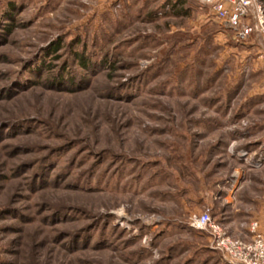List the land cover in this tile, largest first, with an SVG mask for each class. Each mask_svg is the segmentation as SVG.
<instances>
[{"label":"rangeland","instance_id":"1","mask_svg":"<svg viewBox=\"0 0 264 264\" xmlns=\"http://www.w3.org/2000/svg\"><path fill=\"white\" fill-rule=\"evenodd\" d=\"M263 52L199 0H0V264H229L189 222L264 234Z\"/></svg>","mask_w":264,"mask_h":264},{"label":"built area","instance_id":"2","mask_svg":"<svg viewBox=\"0 0 264 264\" xmlns=\"http://www.w3.org/2000/svg\"><path fill=\"white\" fill-rule=\"evenodd\" d=\"M209 4L218 21L240 41L257 35L264 41V0H199ZM264 58V52L261 55ZM189 227L211 235L216 249L229 264H264V236L257 223L252 224L250 241L235 240L213 221L211 214L195 215Z\"/></svg>","mask_w":264,"mask_h":264},{"label":"trees","instance_id":"3","mask_svg":"<svg viewBox=\"0 0 264 264\" xmlns=\"http://www.w3.org/2000/svg\"><path fill=\"white\" fill-rule=\"evenodd\" d=\"M179 15H181V16H183V15H185V12H180V13H178ZM83 64V63H82Z\"/></svg>","mask_w":264,"mask_h":264},{"label":"crops","instance_id":"4","mask_svg":"<svg viewBox=\"0 0 264 264\" xmlns=\"http://www.w3.org/2000/svg\"><path fill=\"white\" fill-rule=\"evenodd\" d=\"M262 223H263V221H262ZM261 228L264 229V226H262ZM263 235H264V234H263Z\"/></svg>","mask_w":264,"mask_h":264}]
</instances>
